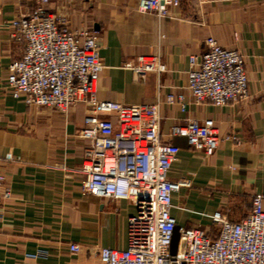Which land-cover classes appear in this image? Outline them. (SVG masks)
<instances>
[{
	"label": "crops",
	"instance_id": "crops-1",
	"mask_svg": "<svg viewBox=\"0 0 264 264\" xmlns=\"http://www.w3.org/2000/svg\"><path fill=\"white\" fill-rule=\"evenodd\" d=\"M36 1L0 0V264H97V247H126L127 219L135 207L81 193L87 106L62 114L10 95L8 66L22 52L11 23ZM138 1L48 0L45 8L64 17L71 29L94 34L103 65L96 99L125 105L160 100L161 139L179 148L169 177L191 182L173 194L171 214L176 224L199 226L214 237V211L237 222L249 211L251 197L264 193V0H181L162 19L140 12ZM208 37L243 55L244 100L222 106L191 100L189 57L202 54ZM154 54L165 63L164 72L141 79L123 67ZM178 93L185 111L176 101L166 102L168 94ZM206 119L221 138L209 156L191 149L185 137L168 135L173 125ZM230 134L239 140L226 137ZM72 243L79 253L69 251Z\"/></svg>",
	"mask_w": 264,
	"mask_h": 264
},
{
	"label": "built area",
	"instance_id": "built-area-1",
	"mask_svg": "<svg viewBox=\"0 0 264 264\" xmlns=\"http://www.w3.org/2000/svg\"><path fill=\"white\" fill-rule=\"evenodd\" d=\"M47 1L37 0L27 14L11 23L12 38L22 44V52L8 66L6 86L12 98L28 106L48 107L62 114L79 104L88 107L81 129L86 141L78 168L83 175L81 193L127 200L135 207L127 219L126 247H97V264H264V193L251 197L249 211L237 222L230 221L222 210L214 211V237L199 226H180L177 251L170 253L176 225L172 197L181 188H190L191 182L169 177L179 148L161 139V102L125 105L96 99L103 65L95 36L71 29L64 17L46 10ZM180 2L139 0L137 8L162 19ZM204 44L199 57H189L191 100L222 106L247 98L243 55L220 46L212 37ZM123 67L141 79L149 72L166 70L159 54L139 55ZM165 99L186 110L182 93L168 94ZM168 135L185 137L191 149L205 156L213 154L221 140L212 119L173 125ZM226 137L239 140L235 134ZM3 180L0 171V187ZM8 195L5 191L4 196ZM68 247L72 254L80 251L78 244Z\"/></svg>",
	"mask_w": 264,
	"mask_h": 264
},
{
	"label": "water",
	"instance_id": "water-1",
	"mask_svg": "<svg viewBox=\"0 0 264 264\" xmlns=\"http://www.w3.org/2000/svg\"><path fill=\"white\" fill-rule=\"evenodd\" d=\"M179 227L180 225L176 224L173 230V235H172V239L170 243V253L171 254H175L177 251L178 240H179V233H178Z\"/></svg>",
	"mask_w": 264,
	"mask_h": 264
}]
</instances>
